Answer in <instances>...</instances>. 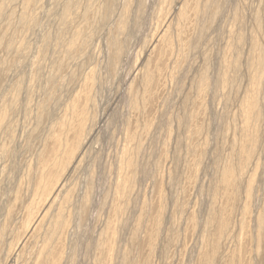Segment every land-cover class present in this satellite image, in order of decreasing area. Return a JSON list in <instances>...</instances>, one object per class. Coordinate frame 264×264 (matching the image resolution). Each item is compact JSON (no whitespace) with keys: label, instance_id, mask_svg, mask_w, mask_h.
<instances>
[{"label":"rangeland","instance_id":"1","mask_svg":"<svg viewBox=\"0 0 264 264\" xmlns=\"http://www.w3.org/2000/svg\"><path fill=\"white\" fill-rule=\"evenodd\" d=\"M11 1L0 264H264V0Z\"/></svg>","mask_w":264,"mask_h":264},{"label":"bare ground","instance_id":"2","mask_svg":"<svg viewBox=\"0 0 264 264\" xmlns=\"http://www.w3.org/2000/svg\"><path fill=\"white\" fill-rule=\"evenodd\" d=\"M9 1V0H8ZM11 1V0H10ZM16 1V0H15ZM36 1V0H35ZM71 1V0H70ZM166 2L167 1H169V0H165ZM174 1V3L173 4H169V5H166V4H168V3H166L165 5H166V7L163 9L162 8V10H161V13L158 15L159 16V18H162V16L164 15L165 17H166V14H169V13H171V15L173 16H176V18H177V16H180L181 15V13L183 12L184 13V11H182L183 9H182V7H181V3H182V1L183 0H171L170 2H173ZM11 2H13V0L11 1ZM24 2V1H23ZM25 2L26 3H29V2H31V0H25ZM57 2V1H56ZM72 2V1H71ZM71 2L70 3H68V4H71ZM73 2H75V0L73 1ZM90 2V1H89ZM130 2V1H129ZM127 3L126 2V4L124 5V7L122 8L123 10H122V13H121V16H120V19H119V21H118V26H117V29H118V31L120 32V33H122V34H124V33H127L128 32V30H129V32H130V29H128V25H129V23H128V20H129V16L131 15L130 13H131V11H130V3ZM141 2H144V1H141ZM160 2H161V0H160ZM164 2V1H163ZM244 2V1H243ZM76 3H79V2H76ZM3 4V3H2ZM38 4V3H37ZM177 4H179V6H177L176 7V5ZM4 5V4H3ZM24 5V4H23ZM27 5V4H26ZM73 4H71V5H64L65 7L63 8V12H62V15H61V17H60V22L61 23H65V21H66V19H67V17L69 16V14L72 12V6ZM140 5V4H139ZM205 5V4H204ZM207 5V4H206ZM1 3H0V15H2L1 14V12L3 11L2 9H4V8H1ZM132 6V5H131ZM164 6V5H163ZM86 7V6H85ZM76 9V8H75ZM23 11H24V9H23ZM22 11V12H23ZM14 13V12H13ZM73 13V12H72ZM23 13H21V16L19 17V20L20 21H22L23 19H24V15H22ZM79 14V13H78ZM13 15H15V13L13 14ZM20 14H18V16H19ZM16 16L17 15H15V18H16ZM237 16V15H236ZM10 17V16H9ZM12 17H14V16H12ZM134 17V16H133ZM15 18H13V19H15ZM36 18H37V16H36ZM10 19V18H9ZM12 19V18H11ZM25 19H26V16H25ZM158 19V18H157ZM161 20H163V18L161 19ZM35 21V20H34ZM19 22V21H18ZM36 22V21H35ZM161 22V21H160ZM167 23H169V22H167ZM38 24V23H37ZM160 25V24H159ZM37 26V25H36ZM259 24H258V22H256L255 24H254V26H253V28H254V33H256V32H258V28H259ZM136 27V26H135ZM161 27H162V25H161ZM70 28V27H69ZM130 28V27H129ZM137 28V27H136ZM159 28H160V26H159ZM79 29H81V28H79ZM128 29V30H127ZM162 28H160V29H157V30H155V35L156 36H159V35H162L163 34V32L165 31V29H162ZM126 30H127V32H126ZM169 30V29H168ZM74 31V30H73ZM79 33H80V31H78ZM78 32L76 31H74V33L72 32V34L74 35H72L73 37L70 39V41H69V43L67 42V47H66V51H68V52H70L69 50L71 49V47H72V45H73V43H76L75 42V40H77L76 39V37L78 38L79 37V35L80 34H78ZM171 32V31H170ZM260 33V32H259ZM231 34V33H230ZM113 36V35H112ZM71 37V36H70ZM237 37V36H236ZM117 38V37H116ZM254 38H256V36L254 37ZM111 39V38H110ZM113 39V38H112ZM126 40V39H125ZM239 40H240V38H239ZM45 41V40H44ZM114 41V40H113ZM128 41V40H127ZM151 42V41H150ZM253 42V41H252ZM49 43V42H48ZM152 43V42H151ZM62 44V43H61ZM124 43H123V39H120V38H118V39H116V41H115V54H116V59H118L119 58V56L121 55V53H123V55H124V52H123V50L125 49V48H123L124 46H125V44L123 45ZM64 45H65V43H64ZM261 45V44H260ZM148 46H149V43H148ZM65 47V46H64ZM146 47H147V45H146ZM252 49H253V54H251L252 55V57H251V61H250V66L255 70V75H254V80H256L257 81V79H259V76H258V74H257V72L258 71H260L261 69H262V67H263V56H264V52H263V49H261V47L254 41V44H253V47H252ZM147 50V49H146ZM127 52V51H126ZM239 53V52H238ZM123 55H121V56H123ZM120 56V57H121ZM236 57H237V55H236ZM127 58V57H126ZM120 59V58H119ZM118 59V60H119ZM236 59H238V58H236ZM233 62L235 63V61H234V59H233ZM232 62V63H233ZM237 64V63H236ZM235 64V65H236ZM232 65H234V64H232ZM223 66V65H222ZM235 67V66H234ZM238 67V66H237ZM249 67V66H248ZM236 68V67H235ZM140 70V69H139ZM250 70H251V68H250ZM264 70V69H263ZM254 72V71H253ZM250 79H251V77H250ZM220 80V79H219ZM256 83V82H255ZM253 84H254V82H253ZM250 92H248V93H246V100H249V99H252V100H254L255 98L256 99H258V95L257 94H255V95H252L251 93L249 94ZM254 94V93H253ZM256 95H257V97H256ZM256 99L254 100V103H253V108L254 109H259V107H260V105H258V103H257V101H256ZM259 106V107H258ZM255 110V111H256ZM254 112V111H253ZM256 112H258V111H256ZM255 116H256V114H255ZM254 116V117H255ZM253 118V117H252ZM254 119V118H253ZM255 120V119H254ZM82 146V145H81ZM79 148H80V146H79ZM78 152H79V149H78ZM251 152V151H250ZM253 152V151H252ZM75 153V152H74ZM73 153V155H74V157H73V159L77 156V154H74ZM251 155V154H250ZM251 159V158H250ZM234 172V169H232L231 167H228L227 166V168H225V170H224V172L222 173L223 175H222V177H223V179H227L228 180V178H230L231 176H232V174H234L233 173ZM234 180H235V178H234ZM230 181V180H229ZM231 181H232V179H231ZM233 182H235V181H233ZM249 189V188H248ZM251 191V190H250ZM249 190H247V194H249L248 192H250ZM43 216V215H42ZM16 256V255H15ZM13 258V257H12Z\"/></svg>","mask_w":264,"mask_h":264}]
</instances>
